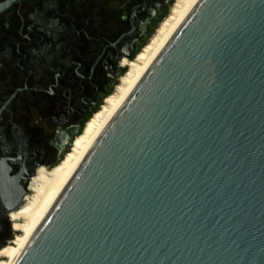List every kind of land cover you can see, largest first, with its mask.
<instances>
[{
	"label": "water",
	"instance_id": "water-1",
	"mask_svg": "<svg viewBox=\"0 0 264 264\" xmlns=\"http://www.w3.org/2000/svg\"><path fill=\"white\" fill-rule=\"evenodd\" d=\"M14 264H264V0L194 4Z\"/></svg>",
	"mask_w": 264,
	"mask_h": 264
},
{
	"label": "flooded vegetation",
	"instance_id": "flooded-vegetation-1",
	"mask_svg": "<svg viewBox=\"0 0 264 264\" xmlns=\"http://www.w3.org/2000/svg\"><path fill=\"white\" fill-rule=\"evenodd\" d=\"M174 2L0 0V160L23 201L38 172L72 149ZM5 217L0 206V231Z\"/></svg>",
	"mask_w": 264,
	"mask_h": 264
},
{
	"label": "bare ground",
	"instance_id": "bare-ground-1",
	"mask_svg": "<svg viewBox=\"0 0 264 264\" xmlns=\"http://www.w3.org/2000/svg\"><path fill=\"white\" fill-rule=\"evenodd\" d=\"M197 1L175 0L168 15L160 23L153 36L136 57L128 63V68L114 91L86 123L82 133L73 141L72 149L67 152L61 162L48 172L38 170L36 178L32 180L34 183L31 182L30 184L31 195L28 196L31 200L22 203L14 211L28 221L21 226L20 220L14 223V219L8 215V219L13 224V230L19 234H16L9 244L0 249V264H14L29 237L59 197L104 126L133 90L151 62Z\"/></svg>",
	"mask_w": 264,
	"mask_h": 264
},
{
	"label": "rangeland",
	"instance_id": "rangeland-1",
	"mask_svg": "<svg viewBox=\"0 0 264 264\" xmlns=\"http://www.w3.org/2000/svg\"><path fill=\"white\" fill-rule=\"evenodd\" d=\"M168 13L166 14V16L168 15ZM28 195H31V192ZM8 223H9L8 217L1 219L2 229L0 231V249L6 246L7 244H9L14 239L16 234H19V232L13 230L12 228L13 224L12 223L8 224ZM5 239L6 242L4 241Z\"/></svg>",
	"mask_w": 264,
	"mask_h": 264
}]
</instances>
